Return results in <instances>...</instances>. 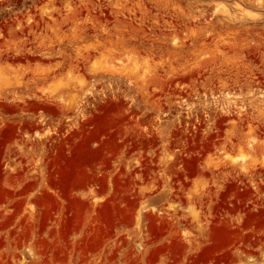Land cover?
<instances>
[{"label": "rangeland", "instance_id": "1", "mask_svg": "<svg viewBox=\"0 0 264 264\" xmlns=\"http://www.w3.org/2000/svg\"><path fill=\"white\" fill-rule=\"evenodd\" d=\"M0 264H264V0H0Z\"/></svg>", "mask_w": 264, "mask_h": 264}]
</instances>
